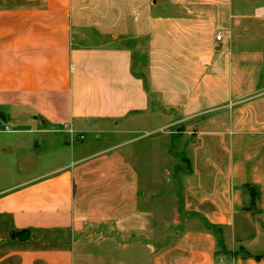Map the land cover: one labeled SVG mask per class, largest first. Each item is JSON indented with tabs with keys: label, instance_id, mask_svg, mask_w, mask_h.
Instances as JSON below:
<instances>
[{
	"label": "crops",
	"instance_id": "1",
	"mask_svg": "<svg viewBox=\"0 0 264 264\" xmlns=\"http://www.w3.org/2000/svg\"><path fill=\"white\" fill-rule=\"evenodd\" d=\"M165 19L138 0H0V243L10 246L0 264H264V205L244 202L231 130L200 133L183 193L190 225L177 236L81 245L87 232L138 225L148 193L131 150L77 154L61 138L134 130L149 93L119 35L139 20L161 36ZM67 231L77 242L37 246Z\"/></svg>",
	"mask_w": 264,
	"mask_h": 264
},
{
	"label": "rangeland",
	"instance_id": "2",
	"mask_svg": "<svg viewBox=\"0 0 264 264\" xmlns=\"http://www.w3.org/2000/svg\"><path fill=\"white\" fill-rule=\"evenodd\" d=\"M138 1L166 18L161 36L156 30L143 33L139 20L119 35L132 49L133 71L149 93L144 117L133 123V131L69 133L61 142L75 145L77 154L117 144L115 150H131L139 187L148 193L146 213L136 226L106 228L95 238L85 233L80 237L85 249L104 246L101 234L107 241L149 235L167 242L190 225L183 193L204 130H231L235 180L244 202L255 209L264 205V0ZM46 235L37 246L77 242L69 231ZM9 251L0 243V254ZM15 261L11 257L5 264Z\"/></svg>",
	"mask_w": 264,
	"mask_h": 264
},
{
	"label": "built area",
	"instance_id": "3",
	"mask_svg": "<svg viewBox=\"0 0 264 264\" xmlns=\"http://www.w3.org/2000/svg\"><path fill=\"white\" fill-rule=\"evenodd\" d=\"M217 39H218L219 41H221V40L223 39V34H222V33H218V34H217ZM5 130H6V131H9V130H10L9 126L5 125ZM66 131H68L72 136L77 135L76 131H74V130L71 129V128L66 129ZM82 137H83V135H82Z\"/></svg>",
	"mask_w": 264,
	"mask_h": 264
},
{
	"label": "water",
	"instance_id": "4",
	"mask_svg": "<svg viewBox=\"0 0 264 264\" xmlns=\"http://www.w3.org/2000/svg\"><path fill=\"white\" fill-rule=\"evenodd\" d=\"M16 237L20 240H27L30 237V230L26 229L16 234Z\"/></svg>",
	"mask_w": 264,
	"mask_h": 264
}]
</instances>
